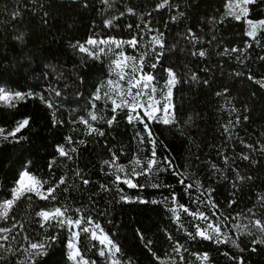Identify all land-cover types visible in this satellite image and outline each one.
<instances>
[{
    "label": "trees",
    "instance_id": "trees-1",
    "mask_svg": "<svg viewBox=\"0 0 264 264\" xmlns=\"http://www.w3.org/2000/svg\"><path fill=\"white\" fill-rule=\"evenodd\" d=\"M229 2L0 0V86L24 93L14 107L0 103V128L7 135L29 121L16 134L23 140L0 137V200L11 197L23 169L46 181L44 190L64 177L55 200L27 194L0 219L11 229L0 240V264H77L69 259L67 225L43 224L37 216L55 207L98 223L118 245L120 264H264V231L255 224H264V28L247 34L248 19L264 18V0L246 5L240 20L226 14ZM106 38H135L136 46L124 43L123 50L143 56L157 83L166 82L169 70L175 74L174 123L144 117L151 138L143 123H129L127 109L114 113L104 95L107 80L117 79L118 47H79ZM153 148L158 163L132 175L133 167H147ZM113 155L115 162L105 164ZM208 223H218L228 242L217 243L215 234L189 236ZM46 239V254L30 255L31 243ZM77 245L88 261L110 264L90 232H81Z\"/></svg>",
    "mask_w": 264,
    "mask_h": 264
},
{
    "label": "snow or ice",
    "instance_id": "snow-or-ice-1",
    "mask_svg": "<svg viewBox=\"0 0 264 264\" xmlns=\"http://www.w3.org/2000/svg\"><path fill=\"white\" fill-rule=\"evenodd\" d=\"M255 0H237L236 4L233 5L231 3V0L227 7L229 8V11L226 13L227 15H231L236 20H240L242 17L247 16L248 9L246 5L249 3H254ZM243 5V6H242ZM161 7L163 5H160ZM233 7H239L240 12L239 14L233 12L231 9ZM110 23V22H109ZM249 25V36H255L256 31L258 28H264V21L259 22H253L251 20H248ZM153 40L156 44L162 45V40L158 37H153ZM89 44H97V43H107L106 41L98 42L95 40H89ZM121 43H128L132 47L136 46V39L133 38L130 41L127 42H117V47L121 46ZM81 51H88L83 45L79 46ZM103 51V49H101ZM235 51V49H233ZM200 55H204L203 52L200 53ZM135 57H128L125 56L123 52H120L117 56V59L113 61V71L115 72L117 79H109L107 80V85L109 87V92H106L104 95L108 100H111L112 103V111L115 113L118 110H128V121L129 123H132L133 121H139L144 124V128L148 133L149 138L152 137V132L149 128L148 123H145L144 117H147L148 121H159L164 123L165 125L174 123V113L170 111L171 107V97H172V87L175 85L176 78L175 74L169 70V80L167 81V91L162 95V99L164 101L163 108L161 109L158 107L160 105L161 101L155 99V93L157 89L153 86L152 82L154 80V77L151 74L143 73V56L140 57L139 65L135 63ZM131 61L132 63L129 64L128 62ZM152 68H155L156 65H151ZM130 68V71L126 72L125 69ZM195 79V77H193ZM126 81V86L122 84V82ZM135 89V91H133ZM28 95H31L29 93ZM219 95V93H218ZM100 92L98 90L96 94V99H100ZM13 99L22 100L24 99V94L20 92L10 93L7 91H3L0 89V101H8L10 107H14L15 105L11 103ZM119 101V102H118ZM138 109H142L144 112V115L141 116ZM162 112L163 114L158 116L157 113ZM98 117L95 114L91 115L92 120H96ZM115 119V116L112 117V119L108 120L109 125L113 123ZM87 123V121H84ZM29 121L27 119L18 122L17 126L7 135H4L5 130L3 128H0V137H3V139L7 140L8 137H12L14 140L19 142V140H23L24 137H17V133H19L23 128H25L28 125ZM91 128V125L89 126ZM91 131H97V129L91 128ZM99 135H103L102 132H98ZM81 143H83L81 141ZM151 143L155 145V140L151 139ZM58 152L61 156H67L68 153L65 151L63 146L58 147ZM72 151H75V149H72ZM155 149L153 148L152 152V159H150L147 162V167L144 169H141V171H137L136 167H133L132 169V175L138 176L142 175L145 172H150L155 164L158 163V161L155 158ZM70 158V157H69ZM115 155H113V160L110 161H104L105 164H110L115 162ZM247 159V157H245ZM133 164L136 166H139L141 164L140 160H134ZM118 171H124V166L119 165L117 166ZM117 180H120V177H116ZM124 183L128 184L129 187H137L136 184H133L130 179H124ZM47 183L46 181L42 182L35 176L31 175L26 169L22 170L21 175L19 179L16 182V187L12 190V198L6 200L2 205H0V208H2V211H0V219H7L8 213L11 210L12 206L18 201L21 197L27 195V194H35L36 196H39L41 199H52L55 200L56 197L53 195L55 192L56 187H59L60 184L64 183V177L60 178V181L55 187H49L46 190V193L43 191V185ZM84 183H88L87 181H84ZM181 183H184L183 180H181ZM153 187H157L158 185H152ZM187 187L191 188L192 185H188ZM173 201H175V196L172 197ZM182 208L185 212H188V209L185 208L183 205L179 206ZM68 209L67 208H61V207H55L52 209H49L47 211L41 210L37 213V216L42 218L43 224H47L51 221H55L58 226H65L72 227L75 225L80 231L72 232L73 239H70L68 247L71 250L69 252V259L77 261V264H95L94 261H88L84 259V257L81 255L79 248L77 247V244L75 241H78L79 236L81 232L87 234L91 233V238L93 240L99 241L100 245H103L100 249V255H105V250L110 254L112 258V264H120V261L116 259V253L120 251L118 245H116L106 233H104L103 229L100 227L98 223H94L92 221L91 217H79L75 220L72 219L70 216H66ZM77 212L80 210L77 209ZM171 211L176 216L177 220H179V214L177 213V210L175 208L171 209ZM194 218H199L201 220H207L208 217L205 216L203 213H189ZM42 224V226H43ZM255 224L258 228H260L261 231H264V224L261 223V221L257 220L255 221ZM82 225H87L83 226ZM15 227V225H13ZM99 230V235L97 234L96 230ZM11 229L4 228L0 229V232L5 233V235L0 236V240H7L8 236L7 233H9ZM221 232V228L219 224H213L208 223L206 228H201L199 225H197L196 232L193 235L192 233H189V236L192 238H195V236H200L203 239L211 240L214 238L217 243H223L228 242V238L225 237V239L222 241L219 237V234ZM50 239H54L50 238ZM231 243L235 245L236 247H239L238 244H236L235 240H232ZM260 243H264V240H261ZM47 239L44 242L41 243H31L30 248L32 252L30 255L34 256H42L46 254V247ZM2 246V245H0ZM79 258V259H77ZM203 260H207V254H204L202 257ZM242 264V261H241Z\"/></svg>",
    "mask_w": 264,
    "mask_h": 264
},
{
    "label": "rangeland",
    "instance_id": "rangeland-1",
    "mask_svg": "<svg viewBox=\"0 0 264 264\" xmlns=\"http://www.w3.org/2000/svg\"><path fill=\"white\" fill-rule=\"evenodd\" d=\"M236 2H237V0L234 2V3H232L233 5H235L236 4ZM243 6V5H242ZM232 10L233 11H237L238 12V14H239V12H240V8L239 7H233L232 8ZM248 20H251V21H253V22H259V21H264V18H262V19H257V20H252V19H248ZM250 29H249V25H248V31H249ZM248 31H247V33H248ZM91 40H93V39H91ZM102 41H106L107 43H97V44H86V45H84V47L86 48V49H90L91 51H94V50H101V49H103V47H105V46H107L108 48H112V49H116V47H117V42H121V41H118V40H113V39H111V38H106V39H100L98 42H102ZM129 46H131L130 44H129ZM93 47H95L96 49H94ZM98 48V49H97ZM123 48H124V43H121V46L120 47H118L117 49H116V51H115V57H114V59H113V61L115 60V59H117V56L119 55V53L120 52H123L124 53V55L125 56H128V57H135L136 59H135V63L137 64V65H139V62H140V57L139 56H134V55H131V54H128V53H126L125 52V50H123ZM113 63V62H112ZM129 64H131L132 62L131 61H129L128 62ZM112 68H114V65L112 66ZM125 71L126 72H128V71H130V68H128V69H125ZM143 73H148V74H151L152 76H153V74L152 73H150V72H146L145 70H144V61H143ZM154 77V76H153ZM169 80V78L166 80V82H164V83H162V84H160V83H157L156 81H155V79L153 80V82H152V84H153V86L157 89V91H156V93L154 94L155 95V99H157V100H160L161 101V103H160V105H158V107H160L161 109L163 108V103H164V101H163V99H162V95L164 94V93H166V91H167V81ZM122 84H124L125 86H126V81H124V82H122ZM0 89H2L3 91H7V92H10V93H15V92H20V93H22V94H24L23 92H21V91H19V90H10V89H6V88H3V87H1L0 86ZM106 89H108L109 90V87H108V85L106 86ZM133 91H135V89H133ZM14 100H17V99H13L12 101H14ZM119 102V101H118ZM0 103H9L8 101H0ZM171 107H170V111L171 112H173V104H172V97H171ZM138 111H141V113H143L144 114V112H143V110L142 109H138ZM163 113L162 112H159V113H157V115L158 116H160V115H162ZM23 170H25V169H23ZM22 172V171H21ZM31 174V173H30ZM20 175H21V173H20ZM32 175V174H31ZM34 176V175H33ZM20 177V176H19ZM36 177V176H35ZM36 178H38V177H36ZM19 179V178H18ZM39 179V178H38ZM40 180V179H39ZM41 181V180H40ZM17 182V181H16ZM14 187H16V183H15V185L13 186V188ZM13 188H12V190H13ZM43 191L46 193V190H44V188H43ZM12 198V193H11V197H9V198H3V199H1L0 200V205H2L6 200H8V199H11ZM0 211H2V208H0ZM45 211H47V210H45ZM73 220H75V219H73ZM68 227V226H67ZM101 227V226H100ZM102 228V227H101ZM0 229H4L3 227H0ZM103 229V228H102ZM68 231H69V239H68V244H69V241H70V239H73V237H72V232H76V231H80V229H78L77 227H75V225H73L72 227H68ZM97 231V234L99 235L100 233H99V230L97 229L96 230ZM103 231H104V229H103ZM104 233H106L105 231H104ZM107 234V233H106ZM3 235H5V233H2V232H0V236H3ZM108 235V234H107ZM108 237H109V235H108ZM110 238V237H109ZM111 239V238H110ZM112 240V239H111ZM76 242V244H77V241H75ZM77 247H78V245H77ZM102 247H104L103 245H101V248ZM100 248V249H101ZM71 250L69 249V247H68V254H69V252H70ZM82 255V254H81ZM105 255H106V257L108 258V260H109V262H110V264H112V258H111V256H110V254L107 252V250H105ZM83 256V255H82ZM84 257V256H83ZM116 258V257H115ZM77 259H79V258H77ZM84 259H86V260H88L86 257H84ZM117 259V258H116ZM75 263H77V261H75V260H73Z\"/></svg>",
    "mask_w": 264,
    "mask_h": 264
}]
</instances>
